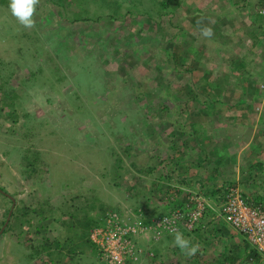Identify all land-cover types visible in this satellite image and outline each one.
I'll return each mask as SVG.
<instances>
[{
  "label": "rangeland",
  "instance_id": "obj_1",
  "mask_svg": "<svg viewBox=\"0 0 264 264\" xmlns=\"http://www.w3.org/2000/svg\"><path fill=\"white\" fill-rule=\"evenodd\" d=\"M53 1L39 0L32 28L24 27L12 14L11 0L0 3V101L11 104H0V187L13 196V210L18 209L9 220L10 228L0 235V264H47L43 254L30 257L34 247L45 236L62 239L69 235L50 217L39 222L43 229L38 234L33 214L23 216L32 207L50 208L53 218H59L61 211H72L70 203H86L93 194L108 206L146 209L150 201L143 202L139 190L130 185L159 177L157 159L174 152L168 143L178 127L168 125L175 117L174 108L186 116L187 108L204 101L193 81L190 59H183V36H179L190 27L188 0H168L171 8L162 13L149 0H117L121 6L115 5L116 14L110 10L111 0L104 5L71 0L64 8L67 0ZM83 4L87 12L78 11ZM75 12L90 19L73 21ZM189 90L196 91L200 99L196 104L187 100ZM205 105L204 112L209 114L216 104L208 100ZM11 110L17 115L15 122L9 116ZM163 135L168 138L161 139ZM114 149L123 160L119 171L126 172L119 180H114V160L109 158ZM149 155L156 157L147 166L144 159ZM25 157L36 160L37 172L29 173ZM259 162L264 166V160ZM141 163L158 169L143 178L133 176L128 165ZM84 174H90L83 178L87 190L68 188L66 177L77 181ZM170 176L175 178V173ZM81 184V180L76 182L78 187ZM76 193L81 199L72 201ZM10 206L0 195V227ZM146 211L162 215L167 209ZM29 218L28 226L24 221ZM220 225L228 227L224 220ZM236 238L253 248L240 233ZM140 243L146 247L142 239ZM82 255L85 258L77 264H106L89 248ZM72 261L64 256L53 264Z\"/></svg>",
  "mask_w": 264,
  "mask_h": 264
},
{
  "label": "crops",
  "instance_id": "obj_2",
  "mask_svg": "<svg viewBox=\"0 0 264 264\" xmlns=\"http://www.w3.org/2000/svg\"><path fill=\"white\" fill-rule=\"evenodd\" d=\"M188 1L190 27L179 36H183V59H190L192 72H195L193 81L204 101L185 108V117L187 114L197 115L194 125L189 123L192 116L187 122L178 123L172 142L173 149L177 148L181 153L171 156L176 165H168L167 160L161 162V175L174 174V170L180 176L185 175L160 179L161 186L171 187L163 196L161 206L166 208L168 201L170 207L180 204L189 194L204 198L205 193H215L217 197L208 198L209 201L204 199L213 210L216 209L215 222L224 220L228 227L220 225L219 234L214 239L210 236L212 238L205 246L197 243L196 238H185L199 244L197 253L205 250L202 259L198 260L205 259V264L219 255L222 258V253H228L226 245L229 250L249 259V246L236 238L237 232L223 218L218 207L229 185H235L246 197L264 198V166L259 162L264 160V15L260 13L263 0ZM170 8L169 5L168 10ZM204 28H211L210 37L203 35ZM194 33L191 39L189 36ZM186 37L190 41H186ZM208 100L216 105L206 114L205 102ZM174 110L177 112V107ZM166 138L168 136H161V139ZM257 164L256 169L254 165ZM187 166L190 169L186 171ZM189 179L187 187L184 182ZM175 188L184 191L178 195ZM161 242V248L170 258L173 242ZM225 264L230 263L226 261Z\"/></svg>",
  "mask_w": 264,
  "mask_h": 264
},
{
  "label": "trees",
  "instance_id": "obj_3",
  "mask_svg": "<svg viewBox=\"0 0 264 264\" xmlns=\"http://www.w3.org/2000/svg\"><path fill=\"white\" fill-rule=\"evenodd\" d=\"M53 4H55V2L53 0H51ZM71 0H67L65 2V5L62 3L59 4L60 7L61 5L63 6L62 8H64L67 4V2H70ZM96 2H98L97 5L100 4H105L107 2V4H109V0H95ZM152 2V4H154L156 6V11H158V13H162V12H166L165 10L168 9L169 7V2L168 0H149ZM0 3L4 4V0H0ZM264 4V0L262 1V3L260 4V6L262 7ZM111 7L110 10L112 13L116 14V10H115V5L116 8H120L121 4L119 2H117V0H111ZM80 10H78L79 12L84 10V11H88L87 7L83 4L82 6H79ZM108 9V7H107ZM109 10V9H108ZM77 11V12H78ZM77 12H75L76 17L74 16L73 21H86L88 19H90V17L85 16V15H80L77 16ZM113 14H111V17ZM162 28V27H161ZM170 43L168 42V46ZM174 57V56H173ZM176 67H174L175 69ZM206 83L204 82L203 85H205ZM4 95H2L3 97ZM4 98V97H3ZM188 101L195 103L198 102L200 99L198 98L196 92H193L192 90L188 91ZM203 102V101H202ZM1 105H5L7 107H10L11 104L3 101H0ZM187 108V107H186ZM10 118L11 120H13V122H15L17 120V115L16 113L11 110L10 111ZM189 116H192L189 120L190 126L191 124H195V122L197 121V115H191V114H187V117L185 118V116H182L179 111L176 112L175 117L173 119H169L170 121V125H172L174 127L173 124H178L180 118L184 120L183 123L187 122ZM185 118V119H184ZM168 121V122H169ZM106 123V122H105ZM107 124V123H106ZM182 129V128H179ZM173 139V138H172ZM172 139L168 141V143H170V150L173 149V142ZM111 142V141H110ZM163 145H161L162 147ZM174 153H178L180 154L181 152L178 151L177 148H175V150H173ZM149 153V152H148ZM172 154L170 155V151H168L167 156H163V157H159L158 163H163L166 160L169 162L168 165H176L175 163H172L171 161H174L172 159ZM156 156H152L149 155L147 158H145V165H149L147 163L148 160H155ZM26 158V157H25ZM109 158H111V160H114L113 165H114V180H119L122 177H126V172H121L119 171L120 169V164L122 163V157H121V153H119L116 149L112 150L109 152ZM27 162H26V169L29 171V173H34L35 171L37 172L36 168L38 166V164L36 163V160L33 159H29L26 158ZM102 163V162H101ZM143 163L137 165H128V170L130 172H132L134 175L136 176V174L143 178V176H145L146 174H151V172H153V170L158 169L157 166L155 167H143L144 166ZM151 166V165H150ZM103 168V166H102ZM171 168V167H170ZM91 170H94L91 166H90ZM186 171L188 169H190V167H186L185 168ZM136 172V173H135ZM175 173V178H179V177H185V175H179L178 172H176L175 170L173 171ZM92 174V173H91ZM194 174V173H193ZM90 174H84L82 175V178H80L79 180H75L73 177H66V182H68L69 180V187L68 188H75L78 189V191L80 189H83L84 184V179L85 177L89 178ZM154 179H152V181L148 182L147 184L144 183L143 185H134V182H132V185H130V187H132L135 191V189H138L140 195L142 197H144L143 202H147L150 201V206H146L148 209H150L151 207H154L155 209L158 208H163V206H161V200L163 198V196H166V194H168V191L170 190V186L165 188L164 186H161V183L159 182L160 179L163 178H167L169 179L170 174H167L165 176L161 175V173L159 174V177H155L153 176ZM135 177H133L134 179ZM156 178V179H155ZM188 178V177H187ZM184 179V178H182ZM81 180V182L83 184H81L80 187L76 186V182L78 184V182ZM139 180V179H137ZM157 180V181H156ZM152 182V184H150ZM192 182V181H191ZM185 185H187V187L190 185V179L186 182H184ZM166 184V183H165ZM162 185H164V183H162ZM235 186V185H234ZM0 189L2 191H5L2 187H0ZM88 188L85 187L83 190H87ZM82 190V191H83ZM176 192L178 195L181 194L182 189L181 188H175ZM102 192H104V190H101ZM219 190L217 189L216 192H218ZM6 192V191H5ZM135 192V193H136ZM241 192V191H240ZM82 193V192H81ZM77 194V193H76ZM204 194V193H203ZM0 195L5 197L9 202L10 199L3 194L2 192H0ZM135 196V195H134ZM218 195H215V193L211 194H204V198L207 200L208 198L212 199L217 197ZM243 196L247 199V200H252V201H263V199L259 198H254V197H246L244 194ZM91 200H87L86 199V203L84 201L80 202L78 205H75L73 203H70L69 207L72 208V211L70 210H64L61 211V216L58 217H54L53 218V212L52 210L49 208L48 210H41V207H39L38 209L35 207H32L31 209H27L26 211H23V216L27 215H31L33 214L34 218H36L37 222L35 223V225L37 226L36 228V232L39 234L40 232H42L43 227L41 226V224H39V222L41 221H45L47 220L49 217L52 218L53 220L56 219L57 222H59L61 228H62V232L63 233H69V235H66V238L63 237L62 239L60 238H53L50 239L49 237H43L42 241L34 247V253L31 255L30 257H37V256H41L42 254L47 258V264H53L54 262L56 263V261H59L61 257L64 256H69V259L72 261L74 258L76 259L77 256L78 258L74 261H72V264H77L80 262V259H84L85 256H83L82 254L85 252V250H87V248L90 249V251L94 254H98L97 252V248L95 243L93 242V240L91 239L90 235H91V231L100 226L103 222L104 217L106 216V214L108 212L111 211H115L117 212L121 217H123L124 211H126V208H122L117 206H108L105 204H102L100 202H98V199L92 194L91 196ZM150 198H153L154 201L151 203ZM168 200H169V196H167ZM72 201L75 200H80L81 199V195L77 194L74 197H72ZM188 199V198H187ZM218 199V198H216ZM219 200V199H218ZM217 200V201H218ZM209 201V200H207ZM82 203V204H81ZM100 203V204H99ZM209 203V202H208ZM218 204V203H217ZM166 209L167 212H169L172 207H170L169 205V201L166 203ZM143 207L140 206H134L132 211L138 216V218L145 224H150L151 223V217L154 216H158V214H149ZM17 207L14 208V210H12L11 213V217L10 219L14 216V214L16 215L17 212ZM91 210H95V213L91 214L90 211ZM166 211V210H165ZM167 212L163 213L166 214ZM216 209L213 210V207H206V209L203 211L202 216L198 219L197 222H195L194 226L190 229H185L183 228L181 225L178 228V231L176 232H180L183 234L184 237H190V238H196L198 241L197 243H200V245H204L206 244V242L213 237H216L219 234L220 228L218 226V223L215 222V214ZM155 213V212H154ZM5 214H7V211L5 212ZM162 214V215H163ZM65 215H69L70 218L65 219ZM79 215V216H78ZM76 216V217H75ZM9 219V220H10ZM70 219V220H69ZM25 224L27 223V225H31V221L30 218L26 219V221H24ZM3 223V222H2ZM9 223V222H8ZM10 228V224H7L6 228L4 229L3 233L8 230ZM163 233L159 238L155 239L154 237H151V233H148V240H145L142 237H137L135 240V245H136V250H135V255L136 259H134L131 256L126 257L123 261L122 264H205L206 260L204 259V261H198L200 258L202 259V253L204 255V249L199 250V252L195 255L192 256V258H190L189 256H186L182 251H180L179 247H171V255L170 258L169 255H166V253L163 251V248H161V241L165 240L168 241V243H172L175 237V233ZM212 236V237H210ZM143 240L146 243V247L143 246L142 243H140V240ZM190 240V239H189ZM174 244V243H173ZM204 248V247H203ZM251 252V258L253 259L254 263H258L260 261L259 255L257 254L256 250L254 248H249ZM65 251V252H63ZM96 252V253H95ZM216 254V253H215ZM76 255V257H75ZM175 255V256H174ZM174 256V257H173ZM199 256V257H197ZM222 259V260H221ZM167 260V261H166ZM195 262H193V261ZM247 258L243 257L242 255H240L237 251H233V250H228V253H222V258L221 255H219L218 258H213L211 259L212 264H225L226 261H228L230 264H241L243 261H246ZM77 261V262H76ZM211 262L209 264H211Z\"/></svg>",
  "mask_w": 264,
  "mask_h": 264
},
{
  "label": "built area",
  "instance_id": "obj_4",
  "mask_svg": "<svg viewBox=\"0 0 264 264\" xmlns=\"http://www.w3.org/2000/svg\"><path fill=\"white\" fill-rule=\"evenodd\" d=\"M264 15V4L260 9ZM206 207H212L204 198L188 195V199L176 204L163 215L151 217V223H143L131 210L126 209L123 217L117 212L106 214L100 226L91 231V239L96 245L100 260L106 264H122L131 256L136 259L135 240H148V233L155 239L163 233H174L181 225L190 229L202 216ZM218 210L230 226L239 232L253 246L260 256L257 264H264V201L247 200L237 187L225 188L223 201ZM242 264H254L245 262Z\"/></svg>",
  "mask_w": 264,
  "mask_h": 264
},
{
  "label": "clouds",
  "instance_id": "obj_5",
  "mask_svg": "<svg viewBox=\"0 0 264 264\" xmlns=\"http://www.w3.org/2000/svg\"><path fill=\"white\" fill-rule=\"evenodd\" d=\"M38 4H39V0H11L10 9H11L12 14L19 20V22L24 27L32 28L35 24L33 16L35 13L36 6ZM202 33H203V35L210 37L212 35V30H211V28H204L202 30ZM229 186H233V185H229ZM234 187H236V186H234ZM237 233H239V232H237ZM173 243H174V246L179 247L181 249V251L186 256H189V257L195 255L199 249V244H193L189 239L185 238L183 236V234L180 232L175 233ZM259 258H260V256H259ZM249 261L254 263L252 258H249L246 260V262H249ZM243 263H245V262H243ZM254 264H257V263H254Z\"/></svg>",
  "mask_w": 264,
  "mask_h": 264
},
{
  "label": "water",
  "instance_id": "obj_6",
  "mask_svg": "<svg viewBox=\"0 0 264 264\" xmlns=\"http://www.w3.org/2000/svg\"><path fill=\"white\" fill-rule=\"evenodd\" d=\"M0 192H2L3 194H5L10 199V201H11V206H10L8 212H7L6 218H5L2 226L0 227V235H1L3 233V231H4V229L6 228L8 222H9V219L11 217V213H12V210H13V207H14V204H15V200H14L13 196H11L10 194H8L7 192L2 191L1 189H0Z\"/></svg>",
  "mask_w": 264,
  "mask_h": 264
}]
</instances>
